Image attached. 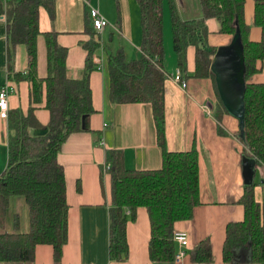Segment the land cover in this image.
I'll list each match as a JSON object with an SVG mask.
<instances>
[{
  "label": "trees",
  "instance_id": "1",
  "mask_svg": "<svg viewBox=\"0 0 264 264\" xmlns=\"http://www.w3.org/2000/svg\"><path fill=\"white\" fill-rule=\"evenodd\" d=\"M202 16L183 19L177 0H137L141 12L142 55L127 59L124 52L108 53L106 63L109 74V97L115 104L149 103L157 129L158 144L162 150V165L157 169H128L122 150L107 149V172L112 178V204L110 215L109 255L111 260L125 261L129 257L127 241V209L142 206L149 214L151 237L149 256L154 262H174L177 244L174 240L176 225L191 220L195 208L201 204L199 183V152L170 151L166 140L165 83L169 74L165 68L164 10H169L173 46L178 57V70L185 80L188 72V49L195 48V70L188 76L211 78L218 103L215 117L218 131L225 135L221 124L228 115L217 89L215 74L211 70L217 47L208 44L207 21L216 19L220 33L234 35L239 26L244 45L246 66L245 139L244 156L264 166V83H255L253 76L260 72L264 62V0H255L252 23L245 19L246 0H198ZM41 10L50 20L57 15L56 0H0V15L5 16L8 51V78L30 83L31 103L27 112L22 108L8 111V165L0 172V230L4 228L12 200L24 197L29 208L28 232L0 231V262L33 264L39 245L54 249L55 261L61 263L63 249L69 241V203L67 200L65 169L58 156L63 144L75 132L92 133L97 144L102 133L93 131L89 118L95 113L91 73L101 66L94 57L104 49L101 33L92 25L86 32L90 39L83 42L88 51L85 68L78 78L68 74L69 49L58 42L54 30L40 28ZM260 27L261 39L249 38L252 27ZM43 36L47 49V75L38 73V39ZM24 45L28 53V67L15 69L16 50ZM46 97L50 112L47 125L37 116V104ZM83 122L85 126H83ZM38 128H47L45 135H35ZM255 182L246 184L240 203L244 206L242 221L226 227L222 257L225 264L264 263L263 207L256 200ZM189 246V245H188ZM193 264H214L210 238L199 242L189 252Z\"/></svg>",
  "mask_w": 264,
  "mask_h": 264
},
{
  "label": "crops",
  "instance_id": "2",
  "mask_svg": "<svg viewBox=\"0 0 264 264\" xmlns=\"http://www.w3.org/2000/svg\"><path fill=\"white\" fill-rule=\"evenodd\" d=\"M177 3L183 19L202 16L198 0H177ZM93 8L99 10L109 21L100 34L103 43L107 34L111 33L112 37L118 35L126 43L121 50L127 59L140 58L142 55L141 12L137 0H89V4L85 0H56V19L50 20L48 13L41 10L40 28L42 31H56L58 42L69 49L67 68L68 74L73 78H78L85 68L88 51L82 43L90 39L86 29L87 25H92L90 11ZM254 8L255 0H246L245 19L249 24L253 21ZM3 16L0 15V89L5 84L9 86V110L22 108L27 112L31 103L30 83L8 78L6 20ZM138 24L140 27H136ZM165 24H171L169 10L164 13L167 35L168 27ZM207 24L210 32L208 44L211 47L218 48L231 42L233 35L220 33V24L216 19H209ZM261 35V28L255 26L251 28L249 38L259 41ZM134 39L135 44L131 45ZM103 47L96 54L103 61L101 69L94 70L90 77L95 113L89 118L90 128L102 133V141L97 144L90 132H75L63 144L58 156L65 169L69 203V241L63 249L60 264H193L188 253L180 262L151 260V224L148 211L142 206L126 211L128 259L115 261L110 258L109 209L112 204V178L107 172L105 151L122 150L124 164L128 169H157L162 165V150L158 144L151 104H115L110 100L106 63L108 52L104 45ZM38 54V73L45 77L48 64L43 36L38 39ZM170 56L169 71L166 68L169 78L165 83L167 148L170 151H187L192 148L198 150L201 199L193 218L178 222L176 231L188 233L187 252L202 240L210 238L214 264H225L222 247L226 227L231 222L242 221L245 216L244 206L240 203L246 183L243 172L244 145L236 136L240 132L239 120L229 114L224 115L221 124L226 134H220V124L215 117L218 96L213 80L188 76L195 70V48L190 46L188 49V72L184 78L186 89L174 78L179 71L177 54L172 57L170 53ZM27 67V48L19 45L15 69L22 72ZM252 81L264 83V62L261 71L253 76ZM45 105L43 91L42 101L37 104L36 116L44 126L50 120V112ZM8 138V120L0 115V172L8 165ZM253 182L255 198L263 207L264 219V166L257 167ZM15 224L19 226L18 232L29 231V208L25 198L21 196L13 198L5 226L0 231L16 232ZM33 264H57L53 247L39 245Z\"/></svg>",
  "mask_w": 264,
  "mask_h": 264
},
{
  "label": "water",
  "instance_id": "3",
  "mask_svg": "<svg viewBox=\"0 0 264 264\" xmlns=\"http://www.w3.org/2000/svg\"><path fill=\"white\" fill-rule=\"evenodd\" d=\"M211 70L215 74L220 99L229 115L239 120L240 137L245 139L246 66L242 33L239 26L231 42L228 45L218 47ZM83 126H85L84 122ZM47 132V128H38L34 134L37 136L45 135ZM257 167L255 159L243 157L246 184L253 183Z\"/></svg>",
  "mask_w": 264,
  "mask_h": 264
},
{
  "label": "built area",
  "instance_id": "4",
  "mask_svg": "<svg viewBox=\"0 0 264 264\" xmlns=\"http://www.w3.org/2000/svg\"><path fill=\"white\" fill-rule=\"evenodd\" d=\"M85 1L89 4V0H85ZM90 18L93 28L98 33H102L103 30L106 28V26L109 24V21L104 16H102L100 11L94 8L91 9L90 11ZM94 61L99 66H101V63L103 62L99 56H95ZM174 78L175 81L181 84V87L183 89L187 88V83L185 80L181 78L179 71L177 72ZM8 94H9V86L5 84L0 89V115L5 118L7 117L9 111ZM174 240L179 246V250L177 251L175 256V261L180 262L183 259V257L186 255V248L189 245L188 233L185 231H176L174 233Z\"/></svg>",
  "mask_w": 264,
  "mask_h": 264
},
{
  "label": "rangeland",
  "instance_id": "5",
  "mask_svg": "<svg viewBox=\"0 0 264 264\" xmlns=\"http://www.w3.org/2000/svg\"><path fill=\"white\" fill-rule=\"evenodd\" d=\"M165 11H168V9H165ZM165 11H164V13H165ZM137 20H138V18H137ZM170 25L171 24L166 26V24H165V27H168V34L167 35H166V28H164V35H166V36H164L165 37L164 46H165V50H166L165 68H167V69H168V61H170V57H171L170 53H171L172 57H176V52H175L174 46H173V34H172V30L170 31V27H172V26H170ZM136 27H140V25L138 24V25H136ZM102 43H103V40H102ZM130 44L134 45L135 39H134V41H131ZM103 45L105 46L106 51L108 53H113V52L117 53L119 50H121L122 46L126 45V43L124 44V41L118 35H115L114 37H112L111 33H109L106 35V38L104 39ZM169 45H171L172 47L170 46V48L167 51V47ZM168 71H169V69H168ZM25 216H27V218H28V215H25Z\"/></svg>",
  "mask_w": 264,
  "mask_h": 264
}]
</instances>
